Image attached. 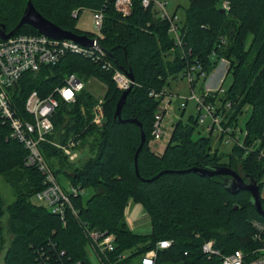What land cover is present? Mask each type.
Here are the masks:
<instances>
[{
	"label": "trees",
	"instance_id": "16d2710c",
	"mask_svg": "<svg viewBox=\"0 0 264 264\" xmlns=\"http://www.w3.org/2000/svg\"><path fill=\"white\" fill-rule=\"evenodd\" d=\"M29 1L63 30L93 38L95 35L75 28L80 16L74 18L72 13L77 9L80 13L84 9L104 10L99 43L114 68L131 71L135 79L122 117L141 122L147 141L139 155V177L135 155L142 142L141 128L114 117L123 92L113 80V71L70 55L57 65L25 74L14 90L22 117L30 120L25 104L33 92L46 98L70 75H77L85 83L97 78L107 86L106 120L102 127L93 124L96 99L85 89L75 103L61 101L53 118L55 132L51 138L66 144L71 137L79 136L83 156L71 163L62 151L45 144L46 160L59 181L64 177L74 186L94 190L88 200L83 195L73 197V209L63 220L35 202L46 188L45 177L37 167L26 166L28 151L10 138L11 128L0 117V177L14 180L17 194L7 211L0 195V257L5 246L1 222L6 214L14 236L3 264H93L87 250L88 231L93 229L114 234L118 245L115 255L131 252L129 262L161 240H172L174 244L159 252L156 264H218L219 258L209 259L203 253L208 241H214L223 255L253 249L252 222H264V217L255 210L252 195L246 191L230 193L225 186L231 178L226 175L202 177L177 172L228 167L255 179L262 195L264 160L259 157V149L264 148V0H189L181 23L182 48L175 46L168 21L153 6L145 8L143 0H133L128 17L117 12L114 0H0V25L8 33L16 30ZM224 3L229 4L226 13L222 11ZM15 34L39 32L25 25ZM189 50L192 54L184 58ZM224 59L230 62L229 71L234 76V84L226 94L233 103L227 119L230 125H237L244 107L250 105L246 145L257 146L258 150L247 153L234 145L226 155L213 147L210 137L195 138L199 125L193 112L186 121L174 125L164 152H155L152 133L161 100L151 93L166 90L170 78L177 80L196 61L210 76ZM163 171L173 173L144 181ZM19 181L23 189H19ZM130 202L141 204L149 214L151 233L136 234L130 229L125 220ZM262 203L264 207V198Z\"/></svg>",
	"mask_w": 264,
	"mask_h": 264
},
{
	"label": "built area",
	"instance_id": "2783aa9c",
	"mask_svg": "<svg viewBox=\"0 0 264 264\" xmlns=\"http://www.w3.org/2000/svg\"><path fill=\"white\" fill-rule=\"evenodd\" d=\"M114 1L117 12L123 17L132 14L133 0ZM143 5L145 8L153 6L159 16L168 21L169 34L174 40L175 46L182 48L184 46L182 21L177 13L170 14L167 11L169 3L167 1L143 0ZM223 9L228 11L229 4L225 3ZM73 16L78 18L80 11H75ZM93 18L99 33L95 34L94 38L90 37L96 40V44L90 47L82 46L72 40L53 39L40 33L39 35L14 34L7 40L0 39V117L11 128L10 138L24 145L28 151L26 166L37 167L45 177L46 188L36 196L38 204L43 205L53 214L61 216L63 220L68 210L73 209L71 199L80 195L84 196L85 189L74 186L70 181H65V185H62L45 158L43 146L46 144L59 149L71 163L77 162L83 156L79 136L71 137L66 144L52 139L51 136L55 132L53 118L61 101L68 104L75 103L79 93L86 88V83L77 75H70L63 86L56 88L46 98H42L37 91L33 92L25 104V110L30 120L20 115V110L15 102L14 90L19 86V82L25 74L38 73L45 66L57 65L70 55L84 57L99 64L103 70L113 71V80L122 92L134 86L135 83L133 84L127 73L114 68L112 62L108 60L107 52L99 43L98 39L101 36L105 18L104 10L93 11ZM225 43L226 40H223V44ZM191 54L192 50H189L188 54L185 53L183 57L186 58ZM210 76L196 61L179 77L185 79L190 85L189 95L173 94L168 89L160 93H151L152 97L161 100L154 123L152 144L168 141L166 140L169 138L164 121L169 115L174 99H176L180 102L182 111H185L189 103L193 102L198 125L211 134L218 133V141L221 144L244 148L247 153L258 150L257 146L248 147L246 145L248 138L246 129L239 128L238 124H229L227 115L231 112L233 103L226 99L227 91L222 86L207 87L206 82ZM220 81L223 82V79ZM200 82H205V85L202 89L197 90ZM104 104L105 100L101 99L94 110L93 124L98 127L105 124ZM83 112H85L84 109ZM259 157L264 160V148L259 149ZM252 226L254 248L250 251L239 249L229 255H223L216 249L214 241H208L203 245V253L209 259L219 258L218 264H264V222L253 221ZM88 235L90 243L87 250L93 264H156L159 252L170 249L174 244L172 240H161L153 249L138 256V263H134L128 261L131 256L129 252L115 255L118 245L117 237L114 234L93 229L88 231ZM113 255H115V261H113Z\"/></svg>",
	"mask_w": 264,
	"mask_h": 264
},
{
	"label": "rangeland",
	"instance_id": "374dc122",
	"mask_svg": "<svg viewBox=\"0 0 264 264\" xmlns=\"http://www.w3.org/2000/svg\"><path fill=\"white\" fill-rule=\"evenodd\" d=\"M158 1H161V2L167 1L169 3V5L167 6V11L170 14L177 13V16L179 17L180 21L185 20V9L189 6V0H158ZM78 10L80 9H77L75 11H78ZM74 12L72 13V16L74 15ZM75 28L79 30L80 32L87 33L89 35H95V34L98 35L99 32L96 29L95 24H94L93 10L84 9L80 13V17L77 20H75ZM229 69H230V62L226 59L222 60L220 64L218 65L217 70L211 74L206 84L213 83L215 87L222 86L226 91H228L234 84L233 72L229 71ZM221 79H223V82L220 81ZM204 85L205 83L200 82L198 84L197 90L202 89ZM167 89L170 93L181 94L183 96H187L191 92L190 85L185 79H182V78H179L178 80H174L173 78H170L168 80ZM85 90L91 93L96 99V104L94 105V108H93V112H94L95 108L98 106L99 101L101 99L105 100V95H106L108 88L103 82H101L97 78H92L86 83ZM105 107H106V102L104 104V111H105V116H106ZM194 110H195V105L193 102H190L188 108L186 109L184 116H182V111L180 110V102L174 99L172 106L170 107V110H169L170 111L169 115L164 121L167 132H168L169 139L174 129V125L180 121H186L190 114H192L193 112L195 113ZM251 113H252L251 106L250 105L245 106L243 114L240 115L238 118L239 128L245 129L246 122L250 118ZM200 135L210 137L212 140L213 147L215 149L218 148L220 152H224L226 155L231 152L232 145H228L225 143L221 144L218 141V133L211 134L205 128H202L199 125L198 128L196 129V133L194 137L198 138ZM65 180L66 179H64V177L60 178V182L62 183V185H65ZM13 181L14 180H11L7 176L0 177V195L2 196V203L4 204V208L6 209V211H7V208L15 201L17 197L16 188L13 185ZM262 182L264 186V177H263ZM19 185H20L19 189H23V182L19 181ZM93 194H94L93 189H86L85 194H84L85 200H88ZM262 197L264 198V187L262 191ZM35 202L38 203L37 200H35ZM8 219H9V215L6 214L1 222L4 228L5 246H4V251L2 252L1 257H0V264L4 263V257H5L6 251L10 248L11 243L14 238L10 230ZM150 228H151L150 223H147L139 227V229L136 231L144 234V233H148ZM138 261H139V258L137 257L133 259L134 263H138Z\"/></svg>",
	"mask_w": 264,
	"mask_h": 264
},
{
	"label": "water",
	"instance_id": "95a60500",
	"mask_svg": "<svg viewBox=\"0 0 264 264\" xmlns=\"http://www.w3.org/2000/svg\"><path fill=\"white\" fill-rule=\"evenodd\" d=\"M224 13L227 11L225 9L222 10ZM25 25L31 26L34 29H36L40 34L46 35L53 39H59V40H72L77 43H79L82 46L90 47L96 44V40L90 38L87 35H77L71 31H66L54 24L53 22L46 19L41 13L38 12V10L35 8L34 4L29 1L28 6L21 18L20 23L18 24L16 30L8 33L6 31L5 26L0 25V39L7 40L10 37H12L19 29L24 27ZM128 76L132 80L133 84L135 83V79L133 76V73L131 71L127 72ZM133 86L127 90L124 91L119 102L117 103V108L115 112V119L119 120L120 122H130L133 124L138 125L141 128V135H142V142L141 145L135 155V168H136V174L140 177L139 172V155L146 144L147 137L145 132L142 129V124L137 119H129L124 120L122 117L123 108L126 104L128 95L130 94ZM196 173L202 177H214L218 175H226L229 176L231 179L226 184V189L232 193V194H238L240 191H246L249 192L252 195V204L255 208V210L264 217V207H263V197L261 195V189L258 184V182L253 179L252 177L248 175H241L237 171L228 168V167H220L215 170H207L202 168H193L187 171H180L177 173ZM167 173H173L172 171H163L156 177H154L151 180H144V181H154L161 177L164 174Z\"/></svg>",
	"mask_w": 264,
	"mask_h": 264
},
{
	"label": "crops",
	"instance_id": "0c3cea01",
	"mask_svg": "<svg viewBox=\"0 0 264 264\" xmlns=\"http://www.w3.org/2000/svg\"><path fill=\"white\" fill-rule=\"evenodd\" d=\"M207 87H214L213 83H208ZM218 87V86H217ZM168 141L162 142L161 144H152L151 143V147H153L154 151L157 152L158 154H162L164 152V150L166 149L168 143ZM125 220L128 224V226L130 227V229L136 233V234H143L140 232H137L136 230L139 229V227L150 223L151 225V219L149 214L145 211L144 207L141 204H136L133 202H130L126 212H125ZM151 228L149 229L148 233H144V234H149L151 233Z\"/></svg>",
	"mask_w": 264,
	"mask_h": 264
}]
</instances>
